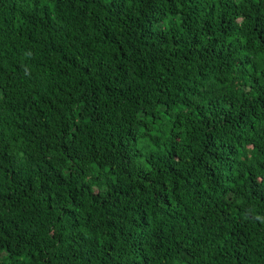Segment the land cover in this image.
Segmentation results:
<instances>
[{
    "label": "trees",
    "instance_id": "trees-1",
    "mask_svg": "<svg viewBox=\"0 0 264 264\" xmlns=\"http://www.w3.org/2000/svg\"><path fill=\"white\" fill-rule=\"evenodd\" d=\"M0 264H264V0H0Z\"/></svg>",
    "mask_w": 264,
    "mask_h": 264
}]
</instances>
